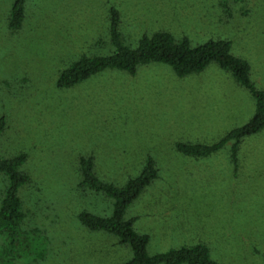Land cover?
<instances>
[{
	"label": "rangeland",
	"instance_id": "1",
	"mask_svg": "<svg viewBox=\"0 0 264 264\" xmlns=\"http://www.w3.org/2000/svg\"><path fill=\"white\" fill-rule=\"evenodd\" d=\"M12 2L0 0V157L26 156L23 226L35 230L36 244V259L16 264L130 260L128 246L78 221L82 212H112V200L78 188L83 159L119 188L153 160L157 179L125 213L148 236L150 256L203 245L217 264H264V129L243 140L236 166L229 144L199 159L175 148L215 144L251 119L255 102L229 73L211 64L178 78L150 64L134 76L105 70L72 88L57 86L79 58L114 51L115 9L126 47L159 31L193 46L228 40L264 90V0H27L23 26L10 30ZM5 185L0 176V195Z\"/></svg>",
	"mask_w": 264,
	"mask_h": 264
},
{
	"label": "trees",
	"instance_id": "2",
	"mask_svg": "<svg viewBox=\"0 0 264 264\" xmlns=\"http://www.w3.org/2000/svg\"><path fill=\"white\" fill-rule=\"evenodd\" d=\"M27 0H13L8 13V27L19 30L26 19ZM119 13L112 9L109 15V40L114 51L106 57H81L63 70L58 78L60 89L72 88L91 76L105 70H117L134 76L138 69L150 64L170 67L178 78H185L203 72L209 65L216 64L229 73L234 81L244 88L255 102L251 119L243 126L233 129L212 145L177 144L176 151L192 158L209 157L226 145L231 146V159L236 166V155L244 139L257 135L264 129V90L251 82L249 63L232 53L228 40H209L193 46L187 38L177 40L170 33L155 32L143 36L135 49L124 45L120 33ZM0 122V136L3 131ZM26 161L24 154L14 157H0V176L6 181L0 195V264H16L22 258L36 259L35 230H25V215L22 211V190L30 183L29 176L21 170ZM78 188L94 194H103L112 200L109 217H98L82 212L79 223L92 232H103L114 236L121 246H128L132 256L124 264H217L210 259L208 249L203 246L184 247L164 254L150 256L147 253L149 238L134 230V219H125L128 207L158 177L153 160L148 159L146 167L135 178L119 188L100 181L94 171L92 159L80 161ZM41 258L42 256L39 255Z\"/></svg>",
	"mask_w": 264,
	"mask_h": 264
}]
</instances>
